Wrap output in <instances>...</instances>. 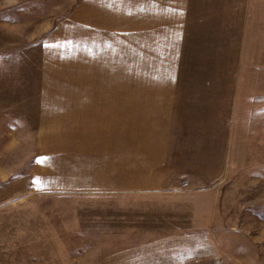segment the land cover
<instances>
[{"label":"rangeland","instance_id":"rangeland-1","mask_svg":"<svg viewBox=\"0 0 264 264\" xmlns=\"http://www.w3.org/2000/svg\"><path fill=\"white\" fill-rule=\"evenodd\" d=\"M212 2L247 15V74L256 57L264 74V0ZM122 7L121 57L107 58L97 0H0V264H264L262 73L235 90L232 147L199 122L165 190L113 189L99 161L113 140L56 116L62 100L159 97L164 76L128 57L141 19ZM191 72L182 91L207 76Z\"/></svg>","mask_w":264,"mask_h":264},{"label":"crops","instance_id":"crops-1","mask_svg":"<svg viewBox=\"0 0 264 264\" xmlns=\"http://www.w3.org/2000/svg\"><path fill=\"white\" fill-rule=\"evenodd\" d=\"M122 4L126 0H97L96 47L112 53L107 58L121 57ZM220 6L212 0H128L129 16L141 19L130 20L128 57L145 60V74L164 76L159 97L56 102V116L65 118L68 131L91 130V135L104 133L113 140L99 160L113 189L147 193L169 188L178 171L177 156L185 154L186 145L194 146L199 122L206 131L208 123L220 124L219 137L228 138L232 147L235 90L241 96L249 80L248 22L246 15L243 25L241 12L235 21L228 19L232 12ZM253 62L249 83L262 73L259 57ZM187 68L207 76L198 88L182 91L180 79ZM182 92L190 93L182 97Z\"/></svg>","mask_w":264,"mask_h":264}]
</instances>
